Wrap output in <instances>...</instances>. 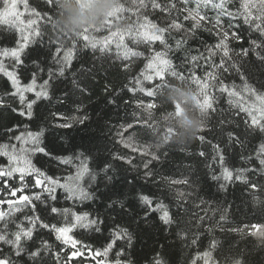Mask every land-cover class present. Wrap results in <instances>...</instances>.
Returning <instances> with one entry per match:
<instances>
[{"label": "snow or ice", "instance_id": "obj_1", "mask_svg": "<svg viewBox=\"0 0 264 264\" xmlns=\"http://www.w3.org/2000/svg\"><path fill=\"white\" fill-rule=\"evenodd\" d=\"M47 4L51 6L50 13H42L32 8L29 0H0V25L20 34L16 41L17 47L5 48L0 52V56L10 57L14 61L12 70L5 68L0 61V72H3L10 81L12 89L6 95L16 98L21 106L11 107V111L31 120L34 106L38 102L51 101L50 92L53 85L60 78L66 77L72 61L77 58V46L83 41V50H91L94 54L99 52L109 57L114 55L117 60L128 61L122 65L124 70L131 68L135 58H144L146 62L143 70L130 81L135 85L128 88L131 93H135L139 86V91L144 92L147 97L157 98V90L166 86L170 81L167 79L169 75L180 82L195 85L198 103L206 113V124L200 132L208 126L212 114L217 112L215 106L217 98L208 91L211 88L214 92L226 94L227 103L236 109L234 115L244 114L243 123L248 129L264 133V92L249 83L248 70L245 67L247 63L245 58L250 52L254 53L256 60L264 67V0H238V6L236 0H119L108 13L102 27H86L74 38L53 35L52 22L57 12V0H47ZM153 13L161 15L153 18ZM186 21L191 22L190 26L186 27L184 23ZM244 27L250 33L251 47L241 48L237 52L230 48V40L242 41L239 30ZM197 30L214 35L217 42L205 45L203 51L197 49L196 54H191V49L187 45ZM99 33L103 35L98 36ZM45 38L49 45L50 65L45 68L38 61H33L37 70L32 72L29 83L22 84L16 66L24 64L21 57L30 43L43 44ZM157 43L160 45L159 48L154 47ZM141 46L143 50H138ZM180 52L186 53L181 60V63L189 66L186 73L177 71V65L173 60V56ZM218 55L217 61L215 58ZM196 69H203V74H199ZM233 71L243 82L242 89L237 88L234 82L232 84L226 82L225 74H231ZM38 73L46 74L47 77L39 85ZM143 81L159 82L145 88L142 86ZM72 83L81 94L87 91L75 75ZM27 93H32L34 98L30 99ZM67 95L65 93V96ZM6 103L5 99L0 97V107H5ZM156 104V99L146 104L142 100L136 101L138 108L144 106L153 109ZM175 107L179 109V105ZM76 113L74 115H65L59 111L51 113L53 117L51 126L71 129L74 125H85L90 119L83 111L82 105H77ZM133 115L137 116L136 112H133ZM6 131L9 134L7 142L0 143V157L7 160L6 164L0 165V205H8V210H0V264H49V261H53V264H72L75 258L86 259L88 256L92 260L103 257V260H96V264H132L129 249H132L137 238V230L153 219H158L166 229H171L173 225L179 228L183 217L187 215L189 222L194 221V227H200L206 220L211 221L217 211H220L221 214L215 224L221 231L225 230L222 222H227V216L223 210L213 208L211 202L200 195L194 177L185 174L179 177L162 175L155 170L153 163L160 160L161 153L150 146L148 126L139 118L112 125L107 129L108 136L113 142V148L109 151L110 159L100 160L90 151L83 150L69 156L58 157L59 165L64 166L60 175H49L33 163V157L37 154L52 155L45 144L46 128L34 131L28 124L22 126L17 124ZM228 136L229 143L244 147L238 135L229 132ZM196 138L200 141L205 140L203 135ZM117 145L127 151H120ZM212 147L215 155L211 157L207 167L213 169V165L218 164L221 169L219 175H212V180H224L228 183L234 180L242 181L254 190L252 192L254 199L255 190L264 192V187L256 182H250L244 175L257 171L264 175V143L253 149L254 160L258 162L259 168H230L225 159L224 148L219 144H213ZM163 154L166 155V152ZM199 155L205 157L206 154L201 151ZM241 159L253 161V155L242 156ZM122 165L137 170L144 183L156 185L157 191L145 194L141 189L138 193H133L134 203L110 199L107 208L111 213H115L113 219L117 222L113 224L102 250L93 249L82 241L70 237L68 233L76 227L101 233L105 221L89 211H72L68 207L60 208L50 202L57 201L58 190L63 193V199L71 201L74 206L94 200L99 182L103 180L112 183ZM29 187L40 191L26 194ZM219 188L227 191L224 183H220ZM41 205L51 214L62 215L66 220L71 217L73 222L63 227L45 222L38 211ZM17 213L21 215L17 216ZM37 228L56 233V239L64 245L70 244L72 250L66 251L61 248L54 252L47 240H40L37 245ZM244 229H248L246 235L256 237L259 244L264 246V225H244L243 229L229 227L227 231L243 232ZM177 235L186 239L188 233L180 231ZM119 241H124V244L120 245ZM191 243L196 244L197 240L193 239ZM78 244L80 247H77ZM217 248L218 242L213 240L208 250L198 253L192 264H196L197 259H202L203 264H220L213 254ZM114 249V257L109 260V254ZM61 252H65L63 260ZM79 264H84L83 259ZM152 264L165 262L157 253ZM224 264H246V260L226 257Z\"/></svg>", "mask_w": 264, "mask_h": 264}, {"label": "trees", "instance_id": "obj_2", "mask_svg": "<svg viewBox=\"0 0 264 264\" xmlns=\"http://www.w3.org/2000/svg\"><path fill=\"white\" fill-rule=\"evenodd\" d=\"M118 3L119 0H92L91 3L86 4L85 14L89 13V16H83L85 20L82 21L81 5L77 0H57V12L52 22L54 25L53 35L60 38L65 36L74 38L86 27H102L108 13ZM236 3L238 6V0ZM29 4L42 13L52 11L47 0H29ZM109 4H112L111 8L107 7ZM82 14L84 15V13ZM159 15L161 14L153 13V18H157ZM184 23L187 27L190 26L191 22L186 21ZM239 31L242 41L230 40L229 44L230 48L237 52L241 48L251 47L249 44L251 37L247 28H241ZM97 35L102 36L103 33ZM19 36L17 31L0 25V52L5 48L17 47L16 41ZM216 42L217 37L214 35L204 30H197L195 36L189 39L187 47L191 49V54H196L197 49L203 51L205 45ZM82 44L83 41L77 46V58L72 61L66 77L60 78L53 85L50 92L51 101L42 100L38 102L34 106L31 120L11 111V107L19 108L21 106L16 98L6 95L12 90L10 81L3 72H0V97H3L7 102L5 107H0V143L7 142L9 134L6 130L17 124L21 126L28 124L34 131L46 128L45 144L52 155L37 154L33 157V163L49 175H60L64 166L59 165L58 157L69 156L83 150L90 151L94 157L100 160L110 159L109 151L113 148V142L108 136L107 129L112 125L131 122L139 118L148 126L150 146L154 150H160L161 153L160 160L153 163L155 170L162 175L179 177L181 174H185L194 177L200 195L210 201L213 208L223 210L227 216V222H222L224 231L216 226L215 221L219 219L220 211H217L211 221L206 220L200 227H194V221L189 222L187 215L183 217L179 228L173 225L171 229H166L158 219H153L147 225H141V228L137 230V238L132 249H129V259L132 264H152L157 253L162 256L165 264H192L198 253L208 250L213 240L218 242V248L213 254L220 261V264H224L226 257L244 259L246 264H264V246L259 244L256 237L245 234L248 229H244L243 232L227 231L229 227L243 229L244 225H264V192L255 190L256 198L254 199L252 196L254 190L247 187L242 181L234 180L228 183L224 180H212L213 174L219 175L221 173L218 164L213 165V169L207 167V164L211 162V157L215 155L212 145L219 144L225 150V159L230 168H259L258 162L254 160L253 149L258 147L260 143H264V133L248 129L243 123L244 114L234 115L236 109L227 103L226 94L214 92L211 88L208 91L217 98L215 103L217 112L212 114L208 126L200 132L206 124V113H199L202 109L198 103L195 85L191 86L188 83L180 82L169 75L167 79L170 81L166 86L157 90V98L147 97L144 92L139 91V86H137L135 93H131L128 88L135 85L130 81L143 70L146 62L144 58H135L131 68L124 70L122 65L128 61L117 60L114 55L109 57L99 52L94 54L91 50H83ZM154 47L159 48L160 45L157 43ZM138 50H143V46ZM185 54L184 52L177 53L176 56H173V60L177 65L176 70L186 73L189 66L181 63ZM21 58L24 60V64L16 66V71L20 76L21 83L27 84L31 80L32 72L37 70L33 61H38L45 68L51 63L47 38L43 44L30 43ZM215 59L218 61L219 55ZM245 59L247 60L245 67L248 70L249 83L259 91L264 92V87H262L264 85V67H261L260 62L256 60L252 52ZM0 61L3 62L5 68L12 70L14 61L10 57L0 56ZM88 69L92 71L89 72ZM196 71L201 75L203 74V69H196ZM74 75L78 78L79 83L87 89L83 94L76 90L72 83ZM46 78V74L38 73V85L42 84L43 79ZM225 79L227 83L232 84L234 82L237 88L242 89L243 82L234 71L231 74H225ZM158 82L143 81L142 86L150 88L153 83ZM65 93L68 95L65 96ZM26 95L30 99L34 98L32 93ZM153 99L157 101L156 107L153 109L136 106L137 100H142L146 104ZM254 99L253 97L252 100ZM60 100L64 102L60 103ZM251 102L249 101V103ZM77 105H82L83 111L90 117L85 125H74L71 129L51 126L53 122L51 113L59 111L65 115H74L77 114ZM175 105H179L189 113L190 117L187 116L189 120L196 121L197 119L199 128L191 130L185 127L179 118L178 111L180 110H177ZM190 110L193 112H189ZM133 112H136L137 116H134ZM229 132L240 137L244 143L243 148L234 143H229ZM199 135H203L205 140L197 139L196 137ZM117 148L120 151H127L119 145ZM201 151L205 152V157L199 155ZM165 152L166 155L163 154ZM249 154L253 155V161L241 159L242 156L246 157ZM6 163V158L0 157V165ZM113 163L120 164L116 161ZM142 171L141 168L140 172ZM244 175L248 177L250 182H256L264 187V175L259 171L256 173L248 172ZM106 183L103 180L100 181L95 190V199L86 201L83 205L76 204L74 206L71 201L64 200L60 190L57 192V201L50 202L55 203L60 208L68 207L72 211H89L93 215H99L105 221L101 233L87 231L79 227L68 233L70 237L82 241L93 249L102 250L113 224L117 222L113 219L115 213H111L107 208L110 199L134 203L133 193H138L141 189L145 194L157 191L156 185L144 183L138 171L131 169L128 165H122L120 171L117 172L116 179L112 183H107V186ZM220 183L225 184L227 191L219 188ZM38 191L40 189L29 187L26 189V194ZM5 198L7 199V197ZM0 210L7 211L8 205H0ZM38 211L45 222L56 224L58 227L68 226L69 223L73 222L71 217L66 220L62 215L51 214L44 210L43 205ZM20 215L17 213V216ZM209 226H211V230H209ZM180 231L188 233L186 239L177 235ZM36 232L37 245H39L40 240H47L54 252L61 248L66 251L72 250L70 244L64 245L56 239V233H50L46 229L39 228ZM193 239L197 240L196 244L191 243ZM118 243L123 245L124 241ZM77 247H80V244ZM114 252L115 249L112 252L113 255ZM237 253L242 255L236 256ZM64 256L65 252H61L62 260ZM45 258H47V254H45ZM100 258L103 259V257ZM81 259H83L84 264L94 261L88 256L86 259L75 258L72 264H79ZM111 259L113 257L109 258V260ZM95 260H98V257ZM49 264H53V261H49ZM196 264H203V260L197 259Z\"/></svg>", "mask_w": 264, "mask_h": 264}, {"label": "rangeland", "instance_id": "obj_3", "mask_svg": "<svg viewBox=\"0 0 264 264\" xmlns=\"http://www.w3.org/2000/svg\"><path fill=\"white\" fill-rule=\"evenodd\" d=\"M77 1H78L79 5H81V6H80V10L82 11V13H84V15H83V14L81 13V11H80L81 19H82V21H84L85 19H84L83 16H85V15L89 16V13H86V14H85V12H86V7H82V5H86V4L88 5L89 3L92 2V0H77ZM179 110H180V111H178V113H179V118H180V120L182 121V124H183L184 126L190 128V129H193V130L199 128V123H198L197 119H196L197 122H196V121H191V120L188 119L187 116H189V113H187V112L185 111V109L179 107ZM189 112H193V111L190 110ZM189 117H190V116H189ZM2 206H4V205H2Z\"/></svg>", "mask_w": 264, "mask_h": 264}, {"label": "bare ground", "instance_id": "obj_4", "mask_svg": "<svg viewBox=\"0 0 264 264\" xmlns=\"http://www.w3.org/2000/svg\"><path fill=\"white\" fill-rule=\"evenodd\" d=\"M97 9H98V8H97V5H96V11H97ZM201 112L204 113L203 111H199V113H201ZM193 118H194V117H193ZM185 127H186V126H185ZM187 128H188V127H187ZM189 129H190V128H189ZM191 130H193V129H191ZM113 251H114V250H113ZM110 257H114V255H113L112 253H110V254H109V258H110ZM109 258H108V259H109ZM98 260H103V259L100 258V257H98ZM91 264H96V260H94Z\"/></svg>", "mask_w": 264, "mask_h": 264}, {"label": "clouds", "instance_id": "obj_5", "mask_svg": "<svg viewBox=\"0 0 264 264\" xmlns=\"http://www.w3.org/2000/svg\"><path fill=\"white\" fill-rule=\"evenodd\" d=\"M107 7H108V8H111V7H112V4H109Z\"/></svg>", "mask_w": 264, "mask_h": 264}]
</instances>
